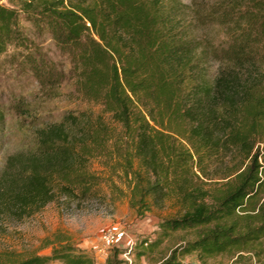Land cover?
Returning a JSON list of instances; mask_svg holds the SVG:
<instances>
[{
    "label": "trees",
    "instance_id": "16d2710c",
    "mask_svg": "<svg viewBox=\"0 0 264 264\" xmlns=\"http://www.w3.org/2000/svg\"><path fill=\"white\" fill-rule=\"evenodd\" d=\"M30 26L69 59L77 93L103 113H69L62 122L35 130V148L10 161L0 181V209L24 215L44 208L55 200V189L88 198L103 179L89 162L115 155L122 162L113 170L130 179L137 216L151 212L150 197L156 204L174 198L179 210L161 220L158 239L146 240L138 257L157 253L165 240L180 234L186 237L157 264H184L192 255L200 264L241 253L259 257L264 0L0 3V66L7 59L27 68L40 92L52 99L66 74L32 39ZM5 129L0 109V152ZM44 170H49L45 177ZM218 170L222 181L206 188ZM121 254L113 250L105 264H126ZM55 261L98 264L91 252L70 243L49 256L0 253V264Z\"/></svg>",
    "mask_w": 264,
    "mask_h": 264
},
{
    "label": "rangeland",
    "instance_id": "374dc122",
    "mask_svg": "<svg viewBox=\"0 0 264 264\" xmlns=\"http://www.w3.org/2000/svg\"><path fill=\"white\" fill-rule=\"evenodd\" d=\"M0 3L7 5L8 0H0ZM28 30L32 39L57 63L66 77L59 94L48 99L40 92L37 80L27 68L3 59L0 66V109L6 116V129L4 147L0 152V181L10 161L15 163L16 158L27 155L35 148V130L58 124L69 113H103L102 107L87 102L77 93L70 74L69 59L51 40L40 37L33 27H28ZM197 34L202 38V30ZM105 118L108 120L109 116L105 115ZM120 162L115 155L110 159L89 162L92 171L103 179L100 187L88 198L67 196L55 189V200L44 208L31 209L24 215L1 208L0 253L17 252L25 258L49 256L54 248L70 243L79 251L91 252L98 264H105L116 249L122 252L120 259L126 264H157L161 257L167 256L182 242L185 234L165 240L153 255L138 257V252L143 250L146 240L154 242L158 239L162 219L177 215L176 200L167 198L156 204L150 197L153 203L151 212L143 218L137 216L130 204V179L121 170H113ZM41 174L45 177L49 170L41 171ZM220 174L219 170L211 173L214 179L206 180V188H213L221 182ZM144 176L145 180L151 178L147 171ZM105 234H110L107 242L103 240ZM240 255L245 257L243 262H239ZM242 263L264 264V251L259 257L241 253L219 257L208 264ZM50 264L63 263L55 261ZM184 264L200 262L192 255L185 258Z\"/></svg>",
    "mask_w": 264,
    "mask_h": 264
},
{
    "label": "built area",
    "instance_id": "2783aa9c",
    "mask_svg": "<svg viewBox=\"0 0 264 264\" xmlns=\"http://www.w3.org/2000/svg\"><path fill=\"white\" fill-rule=\"evenodd\" d=\"M109 238H110V234H105L104 236H103V240L105 241V242H107L108 240H109ZM101 252H102V250H100Z\"/></svg>",
    "mask_w": 264,
    "mask_h": 264
}]
</instances>
